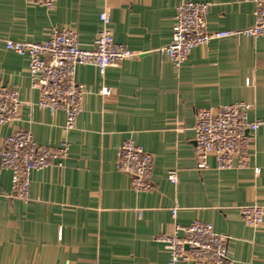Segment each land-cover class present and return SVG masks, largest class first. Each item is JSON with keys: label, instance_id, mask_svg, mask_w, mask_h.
Masks as SVG:
<instances>
[{"label": "crops", "instance_id": "obj_1", "mask_svg": "<svg viewBox=\"0 0 264 264\" xmlns=\"http://www.w3.org/2000/svg\"><path fill=\"white\" fill-rule=\"evenodd\" d=\"M184 1L212 4L211 32L243 31L255 22L256 0H57L53 10L32 0H0V85L17 88L21 100L19 121L0 125V264H171L157 235L177 227L182 235L195 220L229 238L234 264H264V227L249 226L240 212L249 204L264 207V37L213 39L177 70L162 49ZM103 11L114 40L139 56L104 74L77 66L75 80L88 93L75 129L66 133L64 111L51 115L38 106L28 56L6 43H42L60 27L77 31L89 48ZM102 87L112 93L103 95ZM235 103L250 104L249 118L262 121L251 166L219 170L210 157L209 168L199 170L197 111ZM16 128L43 146L70 143L63 167L32 172L28 201L11 197L12 172L1 166L4 139ZM129 138L153 155L150 192L134 191L116 167L118 148ZM172 169L177 184L168 178Z\"/></svg>", "mask_w": 264, "mask_h": 264}, {"label": "built area", "instance_id": "obj_2", "mask_svg": "<svg viewBox=\"0 0 264 264\" xmlns=\"http://www.w3.org/2000/svg\"><path fill=\"white\" fill-rule=\"evenodd\" d=\"M53 10L57 0H32ZM104 1V0H102ZM210 2L184 1L176 10L171 41L162 52L167 54L177 70L188 60L197 46H208L213 39L244 34L264 37V0H256L254 25L243 31H216L207 28ZM103 24L91 47L85 48L77 31L54 27L48 40L42 43L7 41L6 48L29 58L32 86L40 93L38 106L51 115L62 110L66 114L65 132L75 129L88 93L85 85L75 80L77 66L90 64L104 74L110 66L139 56L126 45L114 40L111 19L103 11ZM250 81H247L249 84ZM100 93L110 95L112 90L102 87ZM20 93L17 88L0 85V125H13L20 119ZM248 103H235L220 107H205L196 114L197 168H209L208 159L213 157L219 170L244 169L251 166L252 143L262 125L259 119H250ZM70 153V143L64 139L57 147L40 145L30 131L16 128L9 134L1 150V166L12 172L11 197L28 201L31 192V174L52 165L63 167ZM116 167L131 178L136 192L153 189L154 158L131 138L118 148ZM259 168H255L258 175ZM168 178L173 184L179 181L178 171L172 169ZM178 207L173 208L176 216ZM243 220L251 227H264V207L249 204L240 208ZM162 232L156 240L167 245L170 263L187 261L193 264H234L228 252L229 238L217 233L212 224L195 220L183 228V234Z\"/></svg>", "mask_w": 264, "mask_h": 264}]
</instances>
